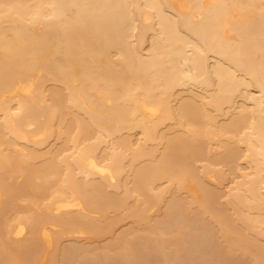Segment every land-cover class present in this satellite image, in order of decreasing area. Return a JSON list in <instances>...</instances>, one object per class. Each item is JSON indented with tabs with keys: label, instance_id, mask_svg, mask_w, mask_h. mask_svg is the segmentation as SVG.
Here are the masks:
<instances>
[{
	"label": "bare ground",
	"instance_id": "bare-ground-1",
	"mask_svg": "<svg viewBox=\"0 0 264 264\" xmlns=\"http://www.w3.org/2000/svg\"><path fill=\"white\" fill-rule=\"evenodd\" d=\"M171 263L264 264V0H0V264Z\"/></svg>",
	"mask_w": 264,
	"mask_h": 264
},
{
	"label": "rangeland",
	"instance_id": "rangeland-1",
	"mask_svg": "<svg viewBox=\"0 0 264 264\" xmlns=\"http://www.w3.org/2000/svg\"><path fill=\"white\" fill-rule=\"evenodd\" d=\"M99 237V238H98ZM98 237H94V238H90L89 240H93V241H95V243H94V245H96L97 244V246H98V244L100 245L102 242H103V240H104V238H105V236H98ZM99 239V240H98ZM97 241V242H96ZM161 254V253H160ZM159 255V254H158ZM171 264H175V263H171ZM177 264V263H176ZM241 264H244V263H241Z\"/></svg>",
	"mask_w": 264,
	"mask_h": 264
}]
</instances>
